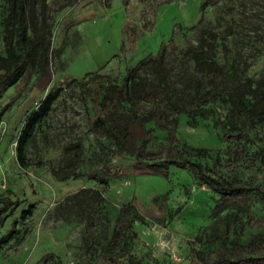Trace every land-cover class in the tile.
Returning a JSON list of instances; mask_svg holds the SVG:
<instances>
[{
  "label": "rangeland",
  "instance_id": "obj_1",
  "mask_svg": "<svg viewBox=\"0 0 264 264\" xmlns=\"http://www.w3.org/2000/svg\"><path fill=\"white\" fill-rule=\"evenodd\" d=\"M48 0L49 19L53 23L52 79L45 88L37 72L8 87L0 96V196L11 190V197L22 200L10 214L0 236L14 222L20 233L0 248V264H79L84 215L79 200L72 194L82 188L102 184L88 173L97 170L109 180L106 209L115 221L120 206L130 200L136 203L143 221L135 227L139 237L132 251L141 264H189L190 243L201 248H215L230 243L238 236L245 242L264 237V224L242 231L250 211L264 218V201L252 204L229 203L216 208L218 196L207 186L196 182L189 171L171 167L163 175L137 167V151L149 128L150 148L167 141V131L156 121L139 123L121 141V148L105 139L104 157L90 131L94 103L86 97L73 78H82L91 71H100L121 79L127 70L148 54L167 47L172 80L185 86L192 74L193 61L186 50L199 44L203 34L218 33L216 57L226 69L235 67L240 77H264V0ZM4 0H0V52H5L2 20ZM1 72V70H0ZM61 87L49 115L38 125L26 145L29 165L20 164L17 140L28 115L50 89ZM186 88L183 98H189ZM4 108V109H3ZM220 116L228 121V105L221 101L212 105V114L190 124L187 115L179 116L177 136L188 150L204 147L207 156L199 160L217 164L225 174L261 184L264 170L243 162L235 171L226 167L230 146L215 125ZM250 152L264 150V124L252 133ZM82 137L85 160L78 174L67 180L56 179L53 167L70 156L65 147ZM218 159V160H217ZM217 160V162H216ZM109 161V166H106ZM34 205L33 212L21 217L24 209ZM94 264H104L97 258Z\"/></svg>",
  "mask_w": 264,
  "mask_h": 264
},
{
  "label": "trees",
  "instance_id": "obj_2",
  "mask_svg": "<svg viewBox=\"0 0 264 264\" xmlns=\"http://www.w3.org/2000/svg\"><path fill=\"white\" fill-rule=\"evenodd\" d=\"M102 1L109 4L111 0ZM130 1L122 0L124 4ZM211 2L205 0L202 8L206 9ZM4 7L5 52H0V96L8 87L34 72L45 88L52 79L53 23L49 19L48 0H4ZM217 38V32H206L197 46L186 50L193 61V69L183 87L172 80L173 67L166 46L158 53L140 59L121 79L91 71L72 80L94 103L90 131L102 158L107 148L105 139L126 148L121 140L129 137L135 125L156 121L161 129L167 131V141L157 148H150L153 128H149L135 151L137 167L166 176L171 167L185 169L196 182L207 186L218 196L215 207L219 208L235 202L241 205L252 204L257 199L264 201V187L238 175L229 176L217 164L200 161L199 157L208 155L207 148L185 149L177 136L179 116L187 115L190 124L195 126L200 118H208L212 114L213 104L221 101L228 105V121H223L220 116L215 118V125L230 146L226 167L235 171L248 160L252 165L259 161L258 166L264 170V150L259 149L253 155L250 152L252 133L264 124V77L257 80L250 76L240 77L234 66L226 69L216 57ZM186 88L192 90L188 99L183 98ZM61 91V87L50 89L28 115L17 140V156L22 166L29 165L27 143L53 109ZM65 151L70 154L69 158L51 169L52 175L59 180L77 176L86 154L83 138L70 142ZM109 164L106 161L105 165ZM88 175L102 186L85 187L72 194L79 200L84 215L79 264H94L97 258H101L104 264H141L143 257H136L132 251V243L139 237L135 222L143 221L136 203L130 200L122 204L112 226L106 209L108 197L105 191L109 180L97 170ZM11 193L8 189L6 195L0 196V226L22 202L18 197H11ZM33 208L34 205H29L21 217L26 218ZM263 224L264 218L256 217L250 211L242 231L247 226ZM19 233L17 222H14L8 232L0 236V248L17 238ZM187 257L189 264H264V237L245 242L238 236L236 240L223 242L215 248H201L192 241ZM42 264L57 263L52 260Z\"/></svg>",
  "mask_w": 264,
  "mask_h": 264
}]
</instances>
